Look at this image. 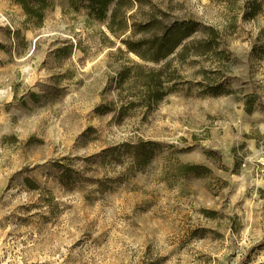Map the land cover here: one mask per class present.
I'll return each mask as SVG.
<instances>
[{
    "label": "rangeland",
    "instance_id": "obj_1",
    "mask_svg": "<svg viewBox=\"0 0 264 264\" xmlns=\"http://www.w3.org/2000/svg\"><path fill=\"white\" fill-rule=\"evenodd\" d=\"M131 1L114 34L115 2L98 20L50 0L36 27L0 0V264H264V0ZM150 15L213 28L215 50L181 53L197 31L128 53ZM158 71L176 80L146 103Z\"/></svg>",
    "mask_w": 264,
    "mask_h": 264
},
{
    "label": "trees",
    "instance_id": "obj_2",
    "mask_svg": "<svg viewBox=\"0 0 264 264\" xmlns=\"http://www.w3.org/2000/svg\"><path fill=\"white\" fill-rule=\"evenodd\" d=\"M11 1L21 8L26 22L36 27L41 26L44 11L51 6L50 0ZM113 2H115V4L111 12L108 29L116 34V31H126L128 19L134 16V14H129L134 9V3L131 0H68L69 6L74 10L77 11L82 8L86 11L87 15L93 16L98 20H103L106 17L108 7ZM135 2L140 3V0H135ZM160 16L161 19H158L155 15H150L145 22L133 25L134 31L122 41L128 53H132L143 59L152 57V59L156 61L171 54L185 39L192 36L197 31H201L202 33L208 32V39L184 46L181 53H186L188 55L189 50H191L195 55H205L215 50L214 43L217 34L213 28H202L201 25L192 18L175 20L165 25L162 20V15ZM155 31L159 33L154 34L152 37L134 38L135 33H149L152 35V32ZM132 67L133 70L143 72V69L138 65ZM126 70L127 71L121 74L120 79L122 81L128 77L131 68H127ZM162 76H164L163 71L149 72V74L145 75L143 85L146 90L145 95H142V99H144L146 103L158 102V100L166 95L164 83L176 80V77L170 73H168V78L166 80L162 81ZM135 151L136 153L133 156L132 165H144L151 157V149L144 148L142 144L136 146ZM202 169L203 168L198 165H180V170L183 173L193 172L197 175L199 174L198 171Z\"/></svg>",
    "mask_w": 264,
    "mask_h": 264
},
{
    "label": "built area",
    "instance_id": "obj_3",
    "mask_svg": "<svg viewBox=\"0 0 264 264\" xmlns=\"http://www.w3.org/2000/svg\"><path fill=\"white\" fill-rule=\"evenodd\" d=\"M262 162H264V158L262 159Z\"/></svg>",
    "mask_w": 264,
    "mask_h": 264
}]
</instances>
